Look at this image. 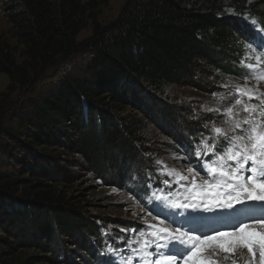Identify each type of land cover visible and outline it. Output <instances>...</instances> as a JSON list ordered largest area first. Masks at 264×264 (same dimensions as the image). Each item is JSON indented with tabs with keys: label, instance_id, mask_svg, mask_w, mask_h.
<instances>
[{
	"label": "trees",
	"instance_id": "obj_1",
	"mask_svg": "<svg viewBox=\"0 0 264 264\" xmlns=\"http://www.w3.org/2000/svg\"><path fill=\"white\" fill-rule=\"evenodd\" d=\"M110 1L2 4L23 52L19 61L0 37V72L10 80L0 93V151L17 162L23 157L33 169L29 176H37H0V264H62L70 248L85 250L97 264L91 251L105 246L102 227L84 215L80 200L38 174L68 163L56 150L70 151L96 176L114 178L143 200L162 180L139 176L138 169L151 166L143 157L147 126L180 119L163 100L168 90L198 71L222 81L239 72V45L248 40L239 19L245 10L252 9L264 29V16L245 0H127L119 18L104 26L99 11ZM89 23L91 37L78 41ZM77 55L88 57L85 69L66 74L50 94L15 101L17 92H34L49 70ZM199 127L192 124L175 138L194 163L204 132Z\"/></svg>",
	"mask_w": 264,
	"mask_h": 264
},
{
	"label": "rangeland",
	"instance_id": "obj_2",
	"mask_svg": "<svg viewBox=\"0 0 264 264\" xmlns=\"http://www.w3.org/2000/svg\"><path fill=\"white\" fill-rule=\"evenodd\" d=\"M126 1L111 0L108 5H102L99 11L100 22L106 26L116 21ZM245 1L254 8L253 11L260 12L264 16V0ZM6 2L7 0H0V37L20 61L23 46L12 36L11 24L3 13L2 4ZM245 11L243 15H239V19L242 18L248 26L245 29L248 40L239 45V49L243 53L239 72L226 76L223 81L221 77L217 78L212 73L196 72L192 80L170 88L169 95L164 96L166 100H163L174 107L176 115H179V122L174 126H170L166 122L163 124L150 122L151 124H148L146 151L143 153V157L148 160L151 166L147 170L144 167L138 169L141 171L139 176L148 175L154 178H150L153 181L159 180L160 177L162 180L155 182V187L152 185L149 187L143 200L130 193V187L128 191L114 178L109 181L96 176L79 156L70 151L56 150L55 153L63 160L68 159V163L63 161L57 169L48 167L46 175L43 172L38 174L41 180L53 182L59 193L80 200L85 206L84 215L102 227L101 236L105 246L96 249L94 245L91 251V256H96L97 264L119 262L128 264L130 258L131 264H149V262L159 259L162 254H175L178 257L175 264H182L180 257L183 254V246L177 242L173 247L169 243L168 233H159L160 228H168L174 234L175 230L179 229L180 232L199 236L202 233L211 234L213 230L217 229L230 230L232 225L238 224L240 221L253 223V219L251 220L249 215L252 216L255 213L256 216H259L261 214V211L250 206L255 201L235 204L233 208L217 207L211 211H205L202 206L196 209L171 207L167 201L155 200L153 195L154 193L158 196L168 195L169 200H172L176 198L174 194L184 191V186H187L193 177L198 184L209 178L203 170L201 171V164L208 163L214 159V156L211 153L204 155L201 146V156L196 159L203 161L194 163L193 158L188 155L184 147L182 148L176 143L175 138L184 136L190 125L200 126L199 128L204 131L202 139L206 138L209 145H212L216 135L213 131L214 128L219 127L226 130L231 127L229 121L247 117L249 113L244 111L245 106L249 110L256 108L258 111L264 112V78L259 75L264 72V40L261 39V36H264V29L254 13L251 12L252 9ZM250 33L253 37L249 36ZM91 35L92 27L89 23V26L79 34L77 39L83 41ZM257 56L260 57L259 60L256 59ZM87 60L86 55H77L74 59L55 66L40 80L34 92H17L14 97L15 101H20L23 104L29 98L50 94L57 89L59 82L66 77V74L73 76L81 69H85ZM248 65H252V68H249ZM207 70L209 71L208 68ZM9 85V77L0 72V93L7 91ZM242 92H248V95H242ZM249 96L252 98L249 99ZM237 99L241 101L240 104L235 103ZM228 108L232 109L231 114L228 113ZM237 113H239L238 116ZM260 119H264V117H260ZM228 135L231 136L232 133L229 132ZM1 137L0 135V143L5 142ZM173 139H175V143ZM223 140V136L216 140V146ZM17 159L18 162L16 159H12L9 154H3L0 151V176L4 174L6 177L18 179H32L37 176L35 174L29 176L27 170L33 171V169L30 168L31 165L28 161L23 157H17ZM26 159L29 158L26 157ZM157 161L161 163L158 164ZM138 166L135 168L137 169ZM165 167L175 169L180 175L189 177V181H180L179 177L175 175L167 176L164 173ZM188 169L193 171L189 172ZM164 180L169 181L166 186H164ZM148 201L151 203H148L146 207ZM170 208L175 210L169 212ZM149 225L154 227H149ZM253 229L257 232L264 231L260 228V222L253 224ZM153 232H157V235L153 236ZM145 241L150 242L151 246H147L146 250L151 255H144L141 244ZM157 244H167L168 247L156 249ZM205 255L214 264H262L259 245H254L252 252L242 246H235L232 251L225 252L213 244L205 250ZM63 258L62 264H93L89 256L85 254V250L78 251L70 248L69 254L66 253L61 259Z\"/></svg>",
	"mask_w": 264,
	"mask_h": 264
},
{
	"label": "snow or ice",
	"instance_id": "obj_3",
	"mask_svg": "<svg viewBox=\"0 0 264 264\" xmlns=\"http://www.w3.org/2000/svg\"><path fill=\"white\" fill-rule=\"evenodd\" d=\"M264 40V36H261ZM251 46V45H249ZM260 59L259 56L256 57ZM252 68V65H248ZM264 78V72L259 73ZM238 91H240L238 89ZM242 95H248V92H242ZM252 97L249 96V99ZM236 104L241 101L237 99ZM228 113H232V109L228 108ZM244 111L249 115L242 119L231 120V127L222 130L219 127L214 128L216 134L213 138V144L209 145L208 140L202 139L200 144L194 146L196 157L201 156V146L204 155L212 154L214 159L206 164H201V170L204 171L208 179L198 184L193 177L189 181V177L180 175L175 169L165 167L164 173L171 176H178L180 181H189L184 186V191L174 194L176 198L169 200L168 195H154L155 200L167 201L169 206L175 208L189 207L196 209L203 207L205 211H211L213 208L226 207L233 208L235 204H242L246 201L264 202V112L258 111L256 108L249 110L247 106ZM237 116L239 113L236 114ZM232 135L229 136L228 133ZM223 136L224 140L219 149L216 148L215 141ZM200 163V161H197ZM157 163H161L157 161ZM215 165V166H214ZM192 172V169H188ZM168 184V180L163 181ZM151 201L146 202L147 204ZM253 222L259 221L260 228L264 229V217L252 218ZM163 223V222H161ZM149 227H154L149 225ZM159 233H168L169 243L175 246L179 243L183 246V254L180 259L182 264H214L205 255V250L215 245L216 248L225 252H230L235 246H242L252 252L254 245H259L262 264H264V231H255L253 223L240 221L238 224L232 225L230 230L221 231L213 230L211 234L202 233L199 236H192L188 233L175 230V234L171 233L168 228H160ZM178 234V235H177ZM153 236L157 232L152 233ZM187 237V239H184ZM147 246H151L150 242L145 241L141 244L144 249V255H151L147 252ZM168 247L165 245H156V249ZM135 251V250H134ZM178 257L175 254L160 255L149 264H175ZM131 264V258L128 261Z\"/></svg>",
	"mask_w": 264,
	"mask_h": 264
},
{
	"label": "bare ground",
	"instance_id": "obj_4",
	"mask_svg": "<svg viewBox=\"0 0 264 264\" xmlns=\"http://www.w3.org/2000/svg\"><path fill=\"white\" fill-rule=\"evenodd\" d=\"M250 206L253 209L261 211V214H259V216H256L255 213H253V215L251 216V220H252V218L264 217V202H260V203L259 202H254ZM258 222L255 221V222H253V224H256Z\"/></svg>",
	"mask_w": 264,
	"mask_h": 264
}]
</instances>
